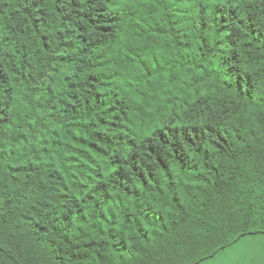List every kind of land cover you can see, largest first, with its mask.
<instances>
[{
  "label": "trees",
  "instance_id": "obj_1",
  "mask_svg": "<svg viewBox=\"0 0 264 264\" xmlns=\"http://www.w3.org/2000/svg\"><path fill=\"white\" fill-rule=\"evenodd\" d=\"M264 231V0H0V264H197Z\"/></svg>",
  "mask_w": 264,
  "mask_h": 264
},
{
  "label": "crops",
  "instance_id": "obj_2",
  "mask_svg": "<svg viewBox=\"0 0 264 264\" xmlns=\"http://www.w3.org/2000/svg\"><path fill=\"white\" fill-rule=\"evenodd\" d=\"M197 264H264V231L244 234Z\"/></svg>",
  "mask_w": 264,
  "mask_h": 264
}]
</instances>
